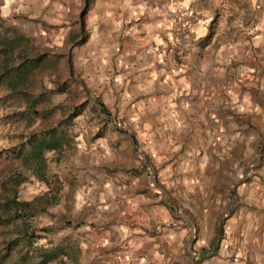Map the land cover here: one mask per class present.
Returning <instances> with one entry per match:
<instances>
[{
    "label": "crops",
    "instance_id": "1",
    "mask_svg": "<svg viewBox=\"0 0 264 264\" xmlns=\"http://www.w3.org/2000/svg\"><path fill=\"white\" fill-rule=\"evenodd\" d=\"M212 2L3 0L0 15L77 42L84 84L101 111L124 118L125 134L109 131L139 171L117 173L101 190L115 195L125 180L126 189L162 185L184 201L162 237L164 261L171 253L176 264H264V0H251L248 29L215 26ZM183 8L199 20L176 47L170 14ZM207 116L217 120L210 136Z\"/></svg>",
    "mask_w": 264,
    "mask_h": 264
},
{
    "label": "rangeland",
    "instance_id": "2",
    "mask_svg": "<svg viewBox=\"0 0 264 264\" xmlns=\"http://www.w3.org/2000/svg\"><path fill=\"white\" fill-rule=\"evenodd\" d=\"M213 1V12L218 17L215 26H219V22L224 27L229 24H239L244 29L253 26L254 9L251 0ZM183 9L195 15L194 26L199 20L198 15L189 8ZM0 18L31 39L32 48L28 55H46V61L33 74L32 94L52 89L56 83L67 81L66 93L48 97L49 104L61 105L63 109L82 107L80 115L70 127L68 144L60 152L44 155L53 175L48 190L19 161L3 154V150L17 141L20 132L24 135L56 121L61 116L60 111L48 115L46 121L37 119L34 124L26 126L23 121L8 123L3 118L22 110L19 101L7 100L5 97L6 100L0 102V182L10 175L23 177L24 182L17 189L21 200H29L49 191L54 201L45 214L33 221V225L58 227L56 232L44 240L53 244L65 242L72 248L67 251L68 256L51 264H176L171 253L165 254L167 260L164 261V253L160 249L166 247L162 244V237L168 234L171 236L177 226L175 220L181 215L177 204H183L182 199L176 196L175 200L173 192L162 185H159L161 190L158 193L152 191V194L140 186L126 189L129 182L125 180L122 181L125 188L118 190L115 195H107L101 190L100 183H114L118 179L117 173L127 177L129 174L134 176L139 170L129 168L130 162L126 165L129 161L124 155L126 142L109 131L115 130L113 127L116 126L119 128L117 134H125L121 124L124 118L110 116L107 111V115H104L100 111L102 103L100 98H96L97 93L84 84L81 71L74 61L77 42L68 44L66 37L49 36L46 33L48 27L38 21L34 25L25 19L22 25H15L8 18L1 15ZM5 95L4 88H0V97ZM207 118L209 126L203 133L210 136L217 120L213 116ZM120 144L123 146L118 149ZM134 159L137 161L135 156ZM150 176L151 181L155 182L154 171ZM161 205L166 209H161ZM167 214L169 219L165 220ZM44 240L40 242L44 243ZM189 242L187 246L190 249L192 243Z\"/></svg>",
    "mask_w": 264,
    "mask_h": 264
},
{
    "label": "trees",
    "instance_id": "3",
    "mask_svg": "<svg viewBox=\"0 0 264 264\" xmlns=\"http://www.w3.org/2000/svg\"><path fill=\"white\" fill-rule=\"evenodd\" d=\"M1 6V3H0ZM32 48L31 39L16 27L0 18V88L6 95L2 100H16L22 104V110L3 117L8 123L23 121L26 126L36 120L46 121L48 115L57 110L61 116L41 129L17 137L10 148L3 154L19 161L31 176L42 186H51L53 175L46 164V153L60 152L70 140V127L73 120L80 115L82 107L70 106L63 109L61 105H50L48 97L66 93L68 82L56 83L52 89L32 94L33 74L46 61V55L32 57L28 55ZM6 97V98H5ZM103 109L102 105H100ZM101 111V110H100ZM104 115H107L102 110ZM24 178L7 176L0 182V264H51L68 256L72 250L70 244H53L44 240L56 232L58 227H35L33 221L46 213L54 197L46 191L29 200H21L17 189ZM44 240V243L40 241Z\"/></svg>",
    "mask_w": 264,
    "mask_h": 264
},
{
    "label": "built area",
    "instance_id": "4",
    "mask_svg": "<svg viewBox=\"0 0 264 264\" xmlns=\"http://www.w3.org/2000/svg\"><path fill=\"white\" fill-rule=\"evenodd\" d=\"M196 21V17L187 9L176 10L170 14V36L173 44L179 47L185 42Z\"/></svg>",
    "mask_w": 264,
    "mask_h": 264
}]
</instances>
